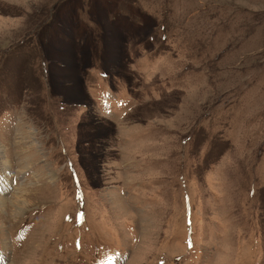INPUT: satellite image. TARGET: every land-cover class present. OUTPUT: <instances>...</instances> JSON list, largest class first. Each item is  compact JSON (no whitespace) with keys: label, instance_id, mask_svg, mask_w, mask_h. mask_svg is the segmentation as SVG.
Wrapping results in <instances>:
<instances>
[{"label":"rangeland","instance_id":"rangeland-1","mask_svg":"<svg viewBox=\"0 0 264 264\" xmlns=\"http://www.w3.org/2000/svg\"><path fill=\"white\" fill-rule=\"evenodd\" d=\"M3 195L1 264H264V0H0Z\"/></svg>","mask_w":264,"mask_h":264},{"label":"bare ground","instance_id":"bare-ground-1","mask_svg":"<svg viewBox=\"0 0 264 264\" xmlns=\"http://www.w3.org/2000/svg\"><path fill=\"white\" fill-rule=\"evenodd\" d=\"M15 196L16 197H13L14 198L13 202H11V204L13 205V211H12L13 213L12 214L14 216L17 215L18 213H20V212H18L20 209L22 210V209L26 208V206L28 205L27 202L24 199H21V197H18V196H20L19 194L15 195ZM5 202H6V196L0 197V206L1 207H3L5 205L4 204Z\"/></svg>","mask_w":264,"mask_h":264}]
</instances>
